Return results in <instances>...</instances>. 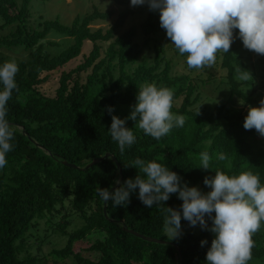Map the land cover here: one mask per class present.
<instances>
[{"label":"trees","instance_id":"1","mask_svg":"<svg viewBox=\"0 0 264 264\" xmlns=\"http://www.w3.org/2000/svg\"><path fill=\"white\" fill-rule=\"evenodd\" d=\"M31 2L0 0V29L11 26L6 35L0 36V46L21 45L31 51L29 60L17 63L18 87L7 104L6 119L13 128L14 140L13 150L6 154L7 164L0 169V264H65L68 260L71 264H206L213 233L199 225L190 226L183 218V233L178 238L170 239L163 231V209L181 210L182 201L177 194H171L164 205L149 208L139 200L136 189L130 193L129 203L114 206L108 201L104 211L97 188L110 190L123 185L126 179H134L138 170L129 166L136 158L166 165L181 177L182 183L203 192L210 191L204 178L214 176L216 169L229 175L251 171L264 185V137L255 129H244L247 111L236 107L238 103L259 104L263 98L256 86L248 91L254 84V73L236 54L240 44L238 29L233 30L235 39L229 52L219 54L225 71V99L213 107L198 108L199 86L205 80L192 75L195 69L188 67L187 54L173 49L184 58L185 70L181 73H172L171 59L165 58L160 46L151 61L139 59L143 44L151 35L166 33L160 27L158 10H150L147 4L146 11H140L144 18L138 26L118 34L134 12L130 0H106L117 8L114 20L115 9L101 10L93 5L69 24L59 18L45 19L36 28L29 24ZM97 21L106 25L92 29L90 25ZM136 28L143 39L141 44L135 42ZM51 31L72 39L56 55L43 49ZM85 43L91 44V49L83 54V61L63 69L82 54ZM238 66L250 73L251 79H237ZM52 74L57 76L53 94H46L42 86ZM145 82L173 89L171 111L186 117L183 127H173L160 140L145 135L136 121L128 119L139 86ZM108 107L114 109L112 115L125 120V126L136 137L123 153L108 131ZM205 151L212 158L208 170L200 168L198 158ZM106 153L110 156L85 168ZM221 153L230 158L231 169L226 167L227 160L218 159ZM111 156L120 165V172ZM64 160L79 168L64 165ZM78 215L81 225L68 231L70 218ZM205 219L210 228L212 221ZM41 220L47 227L40 237ZM48 228L58 230L66 238L65 244L41 256L32 253L30 241L41 239L40 246ZM128 229L171 243L145 240ZM252 239L255 246L250 261L264 264V222ZM84 240L90 242L86 247L89 255H84L77 244ZM202 240L207 241L203 246Z\"/></svg>","mask_w":264,"mask_h":264},{"label":"clouds","instance_id":"2","mask_svg":"<svg viewBox=\"0 0 264 264\" xmlns=\"http://www.w3.org/2000/svg\"><path fill=\"white\" fill-rule=\"evenodd\" d=\"M145 3L150 10L159 11L160 27L179 53L187 54L190 69L211 67L217 53L229 52L235 39L234 29H238V37L246 49L264 55V0H130L131 6ZM18 71L15 61L0 65V169L7 164L6 154L13 150L14 131L6 116L8 101L18 87L15 80ZM235 71L237 79H251L250 73L240 66ZM173 95L171 88L157 87L155 83L141 84L128 119L136 121L145 135L160 140L173 127H183L186 121L185 116L171 111ZM113 110L112 107L107 109L111 115L108 131L123 153L135 143L136 137L131 128L125 126L124 119L112 115ZM243 127L255 129L264 137V98L259 107H248ZM198 158L200 168L210 169L212 158L208 152L199 153ZM218 159L227 160L226 167L231 169L229 157L221 153ZM129 167L138 170L134 179H126L111 192L97 188L105 203L112 201L114 206H124L130 202V193L138 189L139 200L152 208L164 205L171 194H177L182 201L181 210L163 209V231L170 239L182 234L183 218L190 226L199 225L214 234L205 255L206 264H248L252 259L255 246L252 237L264 222V185L258 175L251 171L229 175L216 169L214 176L204 178L203 183L210 191L203 192L182 183L176 172L154 160L136 158ZM205 217L212 221L210 228ZM205 243L207 241L202 240L201 246Z\"/></svg>","mask_w":264,"mask_h":264},{"label":"rangeland","instance_id":"3","mask_svg":"<svg viewBox=\"0 0 264 264\" xmlns=\"http://www.w3.org/2000/svg\"><path fill=\"white\" fill-rule=\"evenodd\" d=\"M20 3V0H17ZM95 5L101 10L105 9H115L112 19L114 20L117 13V8L115 5H110L106 3V0H32L30 4V17L29 24L33 27H41L40 23L45 19H54L59 18L62 23L69 24L77 14H83L89 12L92 6ZM134 12L128 16L124 25L119 28L118 34L123 33L131 26L137 27L138 24L143 20V15L140 11H146L147 3L139 6H132ZM106 25V22L97 21L90 25L92 29L103 27ZM13 27V26H12ZM11 26L4 27L0 29V36L6 35L10 31ZM137 29V37L135 42L141 44L143 42L142 37L139 35L140 30ZM236 49V54L241 55L242 59L246 61L249 66L250 72H253L252 76L253 85H250L248 91H251V88L256 86L258 93L263 94L264 98V56L257 54L252 50L246 49L241 43ZM72 43V39L67 35L60 34L56 31H51L47 34L45 41L43 43V49L48 52L50 55L58 54L62 49L66 48ZM162 47L163 54L165 58L171 59L173 68L172 73H181L185 70L184 67V58L181 55L174 52V45L171 40L167 37L166 33L158 32L151 35L150 40L147 43L143 44L142 52L139 59L146 58L147 61H151L155 55L156 47ZM91 49V44L85 43L82 47V54L77 58L72 59L68 64L63 68L68 70L72 67H75L80 62L83 61V54H87ZM220 52L217 53V58L215 64L211 67H205L202 69H195L192 72V75H196L205 80L199 86V92L201 93V101L198 104V108L206 105L214 106L218 101L225 99L227 95L226 86L223 83V78L225 75L224 69L220 66ZM31 58V51L23 48L21 45H14L11 47L0 46V65L5 61H15L19 63L21 60H29ZM114 73L117 74V70H114ZM85 75V73L83 74ZM210 75V78L208 76ZM57 80L56 75L50 76V81L43 84L42 91L46 94H53V88ZM178 104V102L176 103ZM253 107H259V104L256 102ZM237 108L242 109L243 111H248L249 106H243L241 103H238ZM71 224L68 225L67 230L75 229L79 227L82 223V219L78 216H73L70 218ZM56 220V218H55ZM46 224L43 220L39 224V235L43 236V230L46 228ZM183 233V232H182ZM65 237L58 230H52L48 228L46 234L44 235V240L39 246V242L36 240L33 241V246L31 252L34 254L44 255L52 248H58L65 244ZM79 247L82 249L84 255H89L91 252L86 248L90 244L89 241L84 240L77 242ZM40 247V250H37V247ZM93 254V253H92ZM95 257V254H93ZM260 264V261H250L248 264ZM49 264H52L49 262ZM65 264H71V260H68Z\"/></svg>","mask_w":264,"mask_h":264},{"label":"water","instance_id":"4","mask_svg":"<svg viewBox=\"0 0 264 264\" xmlns=\"http://www.w3.org/2000/svg\"><path fill=\"white\" fill-rule=\"evenodd\" d=\"M108 156H110L109 153H106L105 155H103V156H101V157H96V158H94L92 161H90V162L85 166V168H87V167H89V166H91V165H93V164L99 162L100 160H102V159H104V158H106V157H108ZM111 158L115 161L117 167L119 168V172H120V171H121V170H120V165L116 162L115 157L111 156ZM62 163H63L64 165H67V166H70V167L79 168L77 165H75V164H73V163H70V162H67V161H65V160L62 161ZM114 188H115V187H112L109 191L111 192ZM103 210L105 211V202H104ZM128 231H129L130 233H132V234L138 236V237H141V238L145 239V240L154 241V242H160V243H171V242H169V241L162 240V239H158V238H155V237L145 236V235H143V234H141V233H139V232H136V231H134V230H132V229H128ZM180 260H181V259H180Z\"/></svg>","mask_w":264,"mask_h":264}]
</instances>
